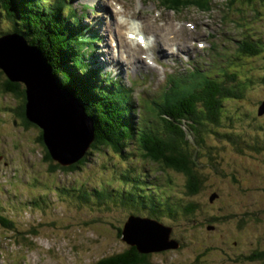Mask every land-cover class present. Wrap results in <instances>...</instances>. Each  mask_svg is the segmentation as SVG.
Listing matches in <instances>:
<instances>
[{"label": "rangeland", "instance_id": "obj_1", "mask_svg": "<svg viewBox=\"0 0 264 264\" xmlns=\"http://www.w3.org/2000/svg\"><path fill=\"white\" fill-rule=\"evenodd\" d=\"M86 1L117 12L114 14L117 22L131 20L129 27L123 29L126 36L131 32L139 33L141 37H147L149 43L156 38L165 50L162 60L151 59L150 51L145 54L147 57L142 54L145 62L147 58L153 61L150 68L137 69L138 64L134 61L120 71L128 86L127 69L128 79L141 80L134 87L136 104L145 106L143 97L153 99L166 73L173 69L185 73L188 68H198L202 64L210 69L214 62L219 66V72L233 68L242 79L235 83L245 93L244 98L226 101L220 123L207 125L218 134L210 133L205 137L206 148L213 150L215 161L207 159L204 150V162L200 166L209 176L205 179V187L194 198L201 210L196 209L192 218L179 215L162 219L163 223L173 227V233L183 232L187 238L181 241L179 250L158 252L154 259L164 264H230V258L250 254L255 246L264 248V114H257L258 103L264 100V82L260 81L264 75V52L260 50L256 56L233 55L236 39H243L244 35L249 37L247 33L264 38V3L259 4L257 10L251 3L237 0L230 5L227 0H190L192 5L172 10L163 6L161 0ZM2 3L0 0V6ZM151 15H155L152 19H173L177 26L185 23L189 31L174 33L161 23L153 27ZM0 19V27L6 30L7 22L2 16ZM101 19L105 22V18ZM247 26L252 28L246 29ZM114 28L106 31L109 36L106 45L112 49H115L111 45ZM173 34L184 37L175 40L174 35L169 38ZM179 42L190 51L176 50ZM259 48L263 49L264 43ZM101 53V60L108 68L114 65L109 55L107 57L103 50ZM170 54L174 55L170 58ZM112 55L117 52L114 50ZM139 70L143 72L142 76ZM2 79L0 76L1 83ZM18 103L19 99L15 100L0 88V214L12 221L11 228L0 225V264H96L102 257L127 249L129 245L119 236L118 228L128 222L131 207L123 203L115 188L122 190L125 187L126 182L119 181L118 173L121 172L119 168L125 170L131 165L130 161L122 162L114 154L113 157L104 155L99 160L93 156L76 169L56 167V161L41 158L44 147L38 140L41 133L38 125L20 127L15 122L18 120L15 114L7 110L9 104ZM232 138L244 143L243 150L236 147L237 142ZM253 143L258 147H251ZM135 159L149 161L140 154ZM212 162L215 164L210 165ZM16 167L21 172H16ZM156 170L157 166L150 163L137 165V173L147 179L154 177ZM174 176H178L180 183L183 181L179 173L175 172ZM108 183L112 184L109 189L113 193L106 201L81 196L83 191L91 192ZM213 193L218 195L210 201ZM15 194L18 195L16 200L12 198ZM26 197L42 207L25 203L18 207L16 201ZM230 198L238 201L236 210H232L237 217L230 216L232 212L227 211ZM213 213L225 217L223 224L209 222ZM210 224L215 225L214 229L208 228ZM244 262L248 261L244 259Z\"/></svg>", "mask_w": 264, "mask_h": 264}, {"label": "trees", "instance_id": "obj_2", "mask_svg": "<svg viewBox=\"0 0 264 264\" xmlns=\"http://www.w3.org/2000/svg\"><path fill=\"white\" fill-rule=\"evenodd\" d=\"M51 1L2 0L0 16L7 22L8 28L4 30L0 27V35L16 30L24 35L29 43L36 45L53 67L61 87L80 99L87 114L94 120L96 136L87 155L80 162L66 168H80L93 159V156L98 157L99 160L104 155L113 157L116 154L122 162L129 161L133 160V156L139 151L141 155L149 159V162H153L152 164H156L165 174L167 173L168 179L177 186V196L161 194V190L156 187H152L153 189L147 193L143 191L144 185H140L127 190L123 196L125 199V203H123L131 206V212H133V208H136L141 215L146 211L147 215L160 220L164 216L170 218H176L179 215L193 217L200 205L194 201V198L205 187V179L209 176L199 163L204 159V150H206L207 159L211 158L215 161L213 150L206 148L205 137L210 133H216V131L207 125L208 123H220L219 119L222 118L224 108L223 102L244 98L245 93L234 86L236 81H242V79H239L238 73L231 68V70L225 69L223 72H213L212 74L215 76L205 74L202 80H195L193 77L192 84L188 86L179 84L176 79L177 75L172 73L168 77L166 90L163 89L151 100L144 99L143 103L146 107L143 108L142 115L139 113V118L136 120L129 116V109H134V105L128 97L126 89L106 86L107 82L102 83L98 72L89 69L88 64L83 61L84 54L79 53V47L80 42L82 45H86V43L85 39L77 35L78 21L74 11L71 9L66 11L64 7L61 8L55 4L51 6ZM235 1L228 0V3L232 4ZM237 1L251 3L254 6L260 2L264 3V0ZM163 3L167 8H179L192 4L190 0H165ZM13 26L14 29L11 28ZM92 38L96 39L97 35H93ZM241 50L244 53H250V56H256L259 47L255 40L248 39L245 41V47ZM0 76L4 78L3 82H0L3 92L12 95L15 100L16 98L20 100L19 105L10 107L9 110L23 123L32 124L28 121L25 113L27 100L24 85L20 82H12L1 69ZM260 81L264 82V75L261 76ZM208 131L210 132L208 133ZM38 140L44 147V157L52 161L43 142L42 133ZM231 140L237 142L235 145L238 149L243 150L242 143L234 138ZM133 143L137 147L134 148L132 154L131 145ZM130 162L133 163L131 160ZM214 164L215 162L210 163V165ZM119 170L121 172L118 175L132 178L130 172L135 169L128 167L123 171L120 168ZM170 170L173 174L177 172L182 175L184 182L181 185L176 183L174 177L169 173ZM231 173L233 174V172ZM222 174L225 175V173ZM232 180H235L234 175ZM155 184L154 182L153 185ZM109 187H112L111 183L101 184L99 188H94L91 192L83 191L81 196H84V199H89L92 196L99 202L106 201L113 193ZM229 200L227 211L232 212V210H236L238 201L232 198ZM230 216L237 217L234 212ZM224 218L220 215L215 216L213 213L208 220L215 224H223ZM257 223L261 222L257 220ZM118 230L120 231L119 236H122V227H119ZM186 238L187 236L183 232H174L172 239L176 240L179 246L161 251H141L137 245L126 242L129 245L127 249L102 257L95 263L164 264L156 261L154 255H157L158 252L179 250L182 246L181 241H185ZM255 248L256 246L251 248L252 252ZM252 254L255 258L252 262H244V255H238L233 257V261H229V263L264 264V249L255 250ZM252 254L249 256L251 257ZM196 260L199 262L198 259Z\"/></svg>", "mask_w": 264, "mask_h": 264}, {"label": "water", "instance_id": "obj_3", "mask_svg": "<svg viewBox=\"0 0 264 264\" xmlns=\"http://www.w3.org/2000/svg\"><path fill=\"white\" fill-rule=\"evenodd\" d=\"M19 61L25 65L18 70L15 67ZM33 62L40 70L37 75L41 82L39 90L32 89V81L28 77L34 68ZM0 69L12 82L24 85L26 117L42 131L43 142L51 158L63 167H71L80 162L87 155L96 136L94 120L78 98L59 86L40 49L30 45L17 32L4 34L0 37ZM48 87L51 90L44 92ZM46 101H52L59 109L61 117L55 122L43 119L32 111L38 105L42 113ZM261 110H264V104ZM171 233L172 227L155 219L132 215L124 226L123 239L131 245H137L141 251H161L179 246L176 240L171 239Z\"/></svg>", "mask_w": 264, "mask_h": 264}, {"label": "bare ground", "instance_id": "obj_4", "mask_svg": "<svg viewBox=\"0 0 264 264\" xmlns=\"http://www.w3.org/2000/svg\"><path fill=\"white\" fill-rule=\"evenodd\" d=\"M81 1H84V0H81ZM153 16H155V15H151V17H150L151 18V20H150L151 26H153V27H157V24L161 23L162 24L161 26L167 27V29L169 31H174V33H178V34L182 33L183 34L184 30H186V29L189 31V27H187V25L185 23H183L181 26H177L173 19L162 20V19L157 18V17L152 19ZM131 18H133V17L131 16ZM137 18H142V17H139L137 15ZM129 24H131V20H128L127 23L117 22L118 32H119L118 38H119V41L121 42V45L119 46V50H117L118 54L115 56L112 55L110 50H107L109 53V58L112 61V63L120 65L121 68L124 67V65H126V64H127V66H129V64H131L133 61L144 66L145 68H150V65L144 61L142 54L147 55L148 51H150L152 58L156 59V54H160L161 57L165 56L166 55L165 50L161 44H158V39H156V38L153 39V42H151V43H149L148 39H147V42H148L147 48L143 47L142 44L138 43V41L136 42V41H132L131 39H128L127 36L125 35V32H123L124 31L123 29L126 27H129ZM129 35L132 37L133 36L138 37V39H139V34H137L135 32H131ZM174 35H175V37H174ZM170 37H174L176 40L179 38H183L184 35L180 36V35L173 34V35H170L169 38ZM144 43H146V42L143 40V44ZM176 45H177L176 50L190 51L189 48L184 46V43L179 42ZM102 48H103V50L106 51V48L104 46ZM174 54H170V58ZM117 56H119V57L121 56V57L120 58L118 57L119 58L118 59ZM124 56H125V59H122V57H124ZM33 63H34V68L32 69V71H30L28 73L29 74L28 77L32 81V84H31L32 89L39 90L41 82L38 80L37 75L39 74L40 70H39V66L35 62H33ZM24 65L25 64L20 63V61H19L18 63L16 62L15 68L19 70V69H22ZM50 90L51 89L48 87V89H44V92H48ZM42 94H43V91H42ZM34 108H36L34 110L32 109L34 114L37 113L41 118H43V119L46 118L49 121L55 122L61 117L59 114L58 107L52 101L51 102L46 101V106L43 108L42 113L40 112L41 109H40V107H38V105L34 106ZM41 133H42V131H41ZM130 176H131V174H130ZM118 178H119V181L121 183H123L124 179H126V180L130 179V178H126L125 176L120 175V174L118 175Z\"/></svg>", "mask_w": 264, "mask_h": 264}, {"label": "flooded vegetation", "instance_id": "obj_5", "mask_svg": "<svg viewBox=\"0 0 264 264\" xmlns=\"http://www.w3.org/2000/svg\"><path fill=\"white\" fill-rule=\"evenodd\" d=\"M261 249H264V248H258V247H256L255 249H253V252H255V250L258 251V250H261ZM253 252H252V253H253ZM252 253H250V254H252ZM250 254H246V255H244L243 258H244L245 260H247V261H251V262H252V260L255 259V258L253 257L254 254H252L251 257L249 256ZM235 257H237V256H235ZM235 257H234V258H235ZM230 259H231V261H233L232 258H230Z\"/></svg>", "mask_w": 264, "mask_h": 264}, {"label": "snow or ice", "instance_id": "obj_6", "mask_svg": "<svg viewBox=\"0 0 264 264\" xmlns=\"http://www.w3.org/2000/svg\"><path fill=\"white\" fill-rule=\"evenodd\" d=\"M140 42L143 43V38L142 37L140 38Z\"/></svg>", "mask_w": 264, "mask_h": 264}]
</instances>
